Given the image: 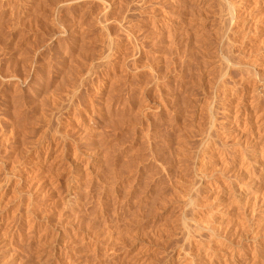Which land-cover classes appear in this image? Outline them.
Instances as JSON below:
<instances>
[{
  "label": "rangeland",
  "instance_id": "obj_1",
  "mask_svg": "<svg viewBox=\"0 0 264 264\" xmlns=\"http://www.w3.org/2000/svg\"><path fill=\"white\" fill-rule=\"evenodd\" d=\"M0 84L26 264H264V0H0Z\"/></svg>",
  "mask_w": 264,
  "mask_h": 264
},
{
  "label": "bare ground",
  "instance_id": "obj_2",
  "mask_svg": "<svg viewBox=\"0 0 264 264\" xmlns=\"http://www.w3.org/2000/svg\"><path fill=\"white\" fill-rule=\"evenodd\" d=\"M224 1V0H223ZM81 2V1H80ZM223 3V2H222ZM229 3V2H228ZM222 5V4H221ZM224 8V7H223ZM232 8V7H231ZM236 9V8H235ZM233 10H234V8H233ZM182 11V10H181ZM184 11V10H183ZM231 11V10H230ZM232 13H233V11H231L230 13H229V19L231 20V15H232ZM181 14V13H180ZM223 14V13H222ZM228 14V13H227ZM193 15V14H192ZM234 15V14H233ZM222 16V15H221ZM235 17V16H234ZM223 18V17H222ZM240 18V17H239ZM239 18H237V19H239ZM225 19H227L226 17H225ZM228 20V19H227ZM223 21V20H222ZM234 21V20H233ZM103 22V21H102ZM175 22V21H174ZM244 22V26L245 27H247V30H248V28L250 27L249 25H250V22L249 21H246L245 22V20L243 21ZM256 22V21H255ZM228 23H230V21L228 20ZM242 25V26H243ZM225 26V25H224ZM257 26V25H256ZM69 30V29H68ZM224 30V29H223ZM242 30V29H241ZM253 30V29H252ZM243 31V30H242ZM255 31V30H254ZM68 32V31H67ZM76 32V31H75ZM234 32V31H233ZM241 32V31H240ZM257 32V31H256ZM221 33V32H220ZM261 33V32H260ZM33 34V33H32ZM222 34V33H221ZM245 34V33H244ZM71 37V36H70ZM224 37V36H223ZM157 38V37H156ZM220 38H221V36H220ZM138 39V38H137ZM227 40V39H226ZM157 41V40H156ZM242 41V40H241ZM154 43H155V41H153ZM262 42V41H261ZM82 43V42H81ZM157 44V43H156ZM225 44V43H224ZM237 44H238V42H237ZM35 45V44H34ZM109 45V44H108ZM225 46V45H224ZM232 46V45H231ZM231 46H229V47H231ZM160 48V47H159ZM37 49V48H36ZM102 50V49H101ZM109 50V49H108ZM138 51V50H137ZM98 52V51H97ZM112 53V52H111ZM63 54V53H62ZM104 54V53H103ZM107 55V54H106ZM110 55V54H109ZM138 55V54H137ZM166 55V54H165ZM125 58V57H124ZM134 60V59H133ZM235 60H237V59H235ZM39 61V60H38ZM71 61V60H70ZM69 61V62H70ZM109 61V60H108ZM66 62V61H65ZM123 63V62H122ZM234 63H236V62H234ZM44 64V63H43ZM108 64V63H107ZM133 65V64H132ZM151 65V64H150ZM62 66V65H61ZM125 67V66H124ZM152 67V66H151ZM138 69V68H137ZM159 69V68H158ZM160 70V69H159ZM165 70V69H164ZM251 72V71H250ZM166 73V72H165ZM248 73V72H247ZM149 75V74H148ZM153 75V74H152ZM251 75V74H250ZM259 75V74H258ZM257 75V76H258ZM9 76V75H8ZM15 76V75H14ZM122 76V75H121ZM147 76V75H146ZM152 77V76H151ZM255 78H256V76H255ZM263 78V77H262ZM156 79V78H155ZM162 79V78H161ZM62 80V79H61ZM118 80V79H117ZM163 80V79H162ZM92 81V80H91ZM123 82V81H122ZM156 82V81H155ZM263 82V81H262ZM36 83V82H35ZM67 83V82H66ZM73 83V82H72ZM108 83V82H107ZM39 84V83H38ZM1 85V84H0ZM85 85V84H84ZM242 85V84H241ZM264 85V84H263ZM50 86V85H49ZM60 86H61V84H60ZM67 86V85H66ZM71 87V86H70ZM148 87V86H147ZM260 87V86H259ZM38 89V88H37ZM140 91V90H139ZM73 92V91H72ZM70 93H71V90H70ZM112 93V92H111ZM171 93V92H170ZM55 94V93H54ZM90 94V93H89ZM96 94V93H95ZM98 94V93H97ZM113 94V93H112ZM68 95V94H67ZM99 95V94H98ZM264 95V94H263ZM74 96H75V94H74ZM74 96H72V97H74ZM145 97V96H144ZM19 98V97H18ZM155 100V99H154ZM90 103V102H89ZM166 103V102H165ZM67 105V104H66ZM96 105V104H95ZM161 105V104H160ZM163 105V104H162ZM52 107V106H51ZM102 107V106H101ZM122 107V106H121ZM140 107V106H139ZM166 107V106H165ZM133 108V107H132ZM142 108H144L143 106H142ZM40 109V108H39ZM55 109V108H54ZM158 109V108H157ZM21 110H23V109H21ZM138 111V110H137ZM162 112V111H161ZM179 112V111H178ZM255 112V111H254ZM101 113H97V112H94L93 114H92V116H91V125H93V126H95V128L97 127H104V125H105V121L106 120H104V116H102V114L100 115ZM138 114V113H137ZM9 118V117H8ZM14 118V117H13ZM19 119V118H18ZM48 122V121H47ZM46 122V123H47ZM263 122V121H262ZM135 123V122H134ZM130 124V123H129ZM35 125V124H34ZM84 125V124H83ZM168 125V124H167ZM92 126V127H93ZM6 127V126H5ZM4 127V128H5ZM107 127V126H106ZM108 128V127H107ZM118 129V128H117ZM2 130V129H1ZM114 130V129H113ZM227 130V129H226ZM17 131V130H16ZM74 131H76V130H74ZM79 131V130H78ZM2 133V132H1ZM3 134H4V132H3ZM50 134V133H49ZM242 134V133H241ZM40 135V134H39ZM57 136V135H56ZM93 136V135H92ZM38 138V137H37ZM180 139V138H179ZM76 141V140H75ZM91 141V140H90ZM243 141V140H242ZM3 142V141H2ZM91 143V142H90ZM212 143V142H211ZM1 144V143H0ZM114 146V145H113ZM21 147V146H20ZM250 147V146H249ZM6 148L7 147H5V146H0V184H1V182L3 183L2 185L4 186L3 187V190H5L4 188H6V191H2V186L0 185V217H2V216H4V214L2 215V213H3V209L4 208H6V207H2V206H4V205H6L7 207H8V202H6L5 203V201L7 200H9V201H14L15 203H16V206L15 207H17L16 209H14V210H16L17 212H19V214H18V216L20 217V219H19V221H18V226H14V227H16L15 229L12 227V225H9L8 223V221H7V219H6V221H7V223H5L4 222V220L5 219H3L4 217H2L1 219H3V221H2V224L0 225V264H26L25 262V260L26 259H24V251L25 250H28V248L27 249H25V247H24V239H25V232H26V230L24 229L25 227H24V220H23V208L26 206L25 204H24V195H23V190L24 189H22L23 188V182H24V180H25V178L26 179H28L29 177L31 178V181H30V188L31 187H38L39 189H42V191L45 189V191H47L46 189L49 187V185H50V183H53V182H50V180H52V179H49L51 176L49 175L48 176V174L51 172H49V170H48V174L46 173L47 171L45 170V172L43 171V169H37V170H35V169H33V170H35L30 176L28 175H26V173H25V175L23 174L24 173V169H25V167H26V165H28V163L26 164V165H24V163H22L23 165L21 166V165H19L20 167H18L17 166V170H15L14 171V169H16V168H14V166H13V159L12 158H10V157H6L7 155H6ZM14 148V147H13ZM19 148V147H18ZM57 148V147H56ZM109 148V147H108ZM21 149L23 150V152H24V148L22 147V148H19V151H21ZM15 150V149H14ZM29 150V149H28ZM95 150V149H94ZM161 150V149H160ZM174 150V149H173ZM204 150H206V149H204ZM9 151V150H8ZM18 151V158H19V155L21 156V153L22 152H19ZM26 151V150H25ZM50 151V150H49ZM71 151V150H70ZM133 151V150H132ZM15 152H16V150H15ZM63 151H61L60 153H56L55 154V156H54V160H53V162L51 161V163H52V165L56 168V169H58L59 171L60 170H62V171H60V175H63V172H68V170H66L67 169V167L65 168V166H66V162H67V158H66V156H65V154L64 153H62ZM108 152V151H107ZM238 152V151H237ZM247 152V151H246ZM20 153V154H19ZM26 153V152H25ZM39 153V152H38ZM182 153V152H181ZM208 153V152H207ZM6 155L5 157L4 156H2V155ZM8 154V153H7ZM15 154H17V152L15 153ZM37 154V153H36ZM128 154V153H127ZM262 154V153H261ZM23 155V154H22ZM53 155V154H52ZM153 155V154H152ZM183 155V154H182ZM185 155V154H184ZM250 155V154H249ZM48 156H50V155H48ZM13 157V156H12ZM16 157V156H15ZM23 157V156H22ZM25 157V156H24ZM75 157V156H74ZM79 157V156H78ZM160 157V156H159ZM21 158V157H20ZM51 158V157H50ZM10 159H12V160H10ZM15 159V158H14ZM17 159V158H16ZM74 159V158H73ZM90 160V159H89ZM16 161H19L18 159L16 160ZM15 160H14V165H15V163H16V165H17V162H16ZM20 161H21V159H20ZM19 161V162H20ZM29 161V160H28ZM35 161L37 162V160H36V158H35ZM35 161L33 160V164H31V162H29L30 163V165L31 166H36V164H35ZM233 161V160H232ZM18 162V163H19ZM22 162H23V159H22ZM27 162V161H26ZM38 162H40V161H38ZM37 162V163H38ZM146 162V161H145ZM175 162V161H174ZM40 164V163H39ZM39 164H38V166H39ZM79 164V163H78ZM263 164V163H262ZM75 165V164H74ZM80 165V164H79ZM29 166V165H28ZM27 166V167H28ZM47 166V165H46ZM50 166H51V164H50ZM82 166H84V165H81L80 167H82ZM89 166V165H88ZM87 166V167H88ZM172 166V165H171ZM177 166V165H176ZM224 166V165H223ZM24 167V168H23ZM146 167V166H145ZM22 168H23V170H22ZM31 168V167H30ZM30 168H27V170L29 171V169ZM33 168V167H32ZM41 168H43V167H41ZM84 168V167H83ZM129 168V167H128ZM51 169H52V166H51ZM80 169H82V168H80ZM85 169V168H84ZM70 170H71V168H70ZM135 170V169H134ZM88 171V170H87ZM245 171V170H244ZM243 171V172H244ZM57 172V171H56ZM55 172V170H54V174L56 175L57 173ZM73 172V171H72ZM82 172V171H81ZM86 172V171H85ZM208 172V171H207ZM241 172V171H240ZM242 172V174L244 175V173ZM52 173V172H51ZM178 173V172H177ZM2 174V175H1ZM28 174H30V172L28 173ZM54 174H51V175H54ZM59 174H57V175H59ZM56 175V176H57ZM71 175V174H70ZM79 175V174H78ZM86 175V174H85ZM213 175V174H212ZM3 176V177H2ZM55 176V177H56ZM81 176V175H80ZM87 176V175H86ZM53 177V176H52ZM59 177V176H58ZM30 178H29V180H30ZM56 179V178H55ZM70 179V178H69ZM231 180V179H230ZM242 180H243V178H242ZM247 180L248 179H246V182H247ZM53 181V180H52ZM244 181V180H243ZM78 182V181H77ZM245 182V181H244ZM255 183V182H254ZM254 183H252V184H254ZM29 184V183H28ZM244 184V183H243ZM246 184V183H245ZM18 185H20V187H18L19 189L18 190H16V187H14V186H18ZM23 185V186H22ZM248 185V184H247ZM51 186L53 187V185L51 184ZM50 186V187H51ZM251 186H254V185H251ZM257 186V185H256ZM15 189H14V188ZM50 187L48 188L49 190H53V189H50ZM51 187V188H52ZM185 187V186H184ZM12 188H13V190H15V193H13V194H11L12 192H11V190H12ZM27 188V187H26ZM260 188V187H259ZM28 189V188H27ZM27 189H25V190H27ZM12 190V191H13ZM55 190H56V188H55ZM32 191V190H31ZM34 191H35V189H34ZM62 191V190H61ZM264 191V190H263ZM41 192V191H40ZM54 192V191H53ZM56 192V191H55ZM261 192V191H260ZM259 192V193H260ZM180 193V192H179ZM44 194V193H43ZM58 194V193H57ZM68 195H67V197H65L66 198V203H68V204H71V202H72V200L75 198V194L73 193V192H71V193H67ZM46 195V194H45ZM9 196H12V197H9ZM64 196H66V195H64ZM63 196V197H64ZM10 198H14V200H11ZM64 198V199H65ZM56 199V198H55ZM26 200V199H25ZM38 200V199H37ZM60 201V200H59ZM62 201H64L63 199H62ZM217 201V200H216ZM246 201V200H245ZM54 202H55V200H54ZM61 202V201H60ZM229 202V201H228ZM5 203V204H4ZM13 203V202H12ZM11 203V204H12ZM28 203V202H27ZM207 203V202H206ZM4 204V205H3ZM9 204H10V202H9ZM30 204V203H29ZM33 204V203H32ZM51 204V203H50ZM53 204V203H52ZM68 204H66V205H68ZM72 204H73V202H72ZM25 205V206H24ZM40 205V204H39ZM45 205V204H44ZM70 206V205H69ZM234 206V205H233ZM242 206V205H241ZM42 207V206H41ZM65 207V206H64ZM25 209V208H24ZM27 209V208H26ZM69 209V208H68ZM28 210V209H27ZM240 210V209H239ZM243 210V209H242ZM11 211V210H10ZM13 211V210H12ZM15 211V212H16ZM64 211V210H63ZM6 212H7V210H6ZM14 212V213H15ZM56 212V211H55ZM26 213H27V211H26ZM48 213V212H47ZM5 214H7V213H5ZM33 214V213H32ZM12 215V214H11ZM16 215V214H15ZM30 215V214H29ZM77 215V214H76ZM41 216V215H40ZM48 216V215H47ZM67 216V215H66ZM234 216V215H233ZM239 216V215H238ZM254 216V215H253ZM5 217H6V215H5ZM18 217V218H19ZM216 218V217H215ZM256 218V217H255ZM11 219V218H10ZM13 219H14V217H13ZM40 219V218H39ZM38 219V220H39ZM71 219V218H70ZM32 220V219H31ZM201 220V219H200ZM264 220V219H263ZM1 221V220H0ZM33 221V220H32ZM58 221V220H57ZM63 221V220H62ZM74 221V220H73ZM11 222V221H10ZM28 222V221H27ZM13 223H15V222H13ZM57 223V222H56ZM205 224H206V222H204ZM11 224V223H10ZM59 224V223H58ZM16 225H17V223H16ZM73 225V224H72ZM229 225V224H228ZM33 226V225H32ZM80 226V225H79ZM203 227V226H202ZM213 227V226H212ZM38 228V227H37ZM69 228V227H68ZM105 228V227H104ZM214 228H215V226H214ZM28 229V228H27ZM32 229V228H31ZM45 229V228H44ZM88 230V229H87ZM103 230V229H102ZM219 230V229H218ZM69 231V230H68ZM70 232V231H69ZM34 235V234H33ZM93 235V234H92ZM116 235V234H115ZM212 235V234H211ZM28 236V235H27ZM30 236V235H29ZM28 236V237H29ZM32 236V235H31ZM117 236V235H116ZM56 237V236H55ZM112 237V236H111ZM111 237H108V238H111ZM114 237V236H113ZM32 238V237H31ZM80 238V237H79ZM98 238V237H97ZM136 238V237H135ZM94 239V238H93ZM132 239V238H131ZM96 240V239H95ZM98 240V239H97ZM100 240V239H99ZM102 240V239H101ZM26 241H27V239H26ZM35 241V240H34ZM46 241V240H45ZM51 241V240H50ZM65 241V240H64ZM70 241V240H69ZM68 241V242H69ZM72 241V240H71ZM37 242V241H36ZM52 242V241H51ZM50 242V243H51ZM60 242V241H59ZM90 242V241H89ZM64 243V242H63ZM41 244H42V241H41ZM44 244H47V243H44ZM68 244V243H67ZM32 245V244H31ZM37 245V244H36ZM39 245V244H38ZM47 245H49V244H47ZM64 245V244H63ZM77 245V244H76ZM79 245H81V244H79ZM106 246V245H105ZM24 247V248H23ZM33 247V246H32ZM36 247V246H35ZM46 247V246H45ZM54 247V246H53ZM73 247V246H72ZM72 247H70V249L72 248ZM52 248V247H51ZM25 249V250H24ZM36 249V248H35ZM39 249V248H38ZM66 249V248H65ZM73 249V248H72ZM37 250V249H36ZM35 250V251H36ZM50 249H48V251H49ZM67 250L68 251H70L69 250V248H67ZM79 250V249H78ZM29 251V250H28ZM28 251H26V252H28ZM264 251V250H263ZM61 252V251H60ZM64 252V251H63ZM62 252V253H63ZM73 252H74V250H73ZM87 252V251H86ZM45 254V253H44ZM50 254H52L51 252H50ZM67 254V253H66ZM73 254V253H72ZM27 255V254H26ZM43 255V254H42ZM42 255H40V256H42ZM51 256H54V255H51ZM77 256V255H76ZM27 257H29V256H27ZM45 258H46V260H47V263L49 264L50 262H48V259H47V257L45 256ZM63 258V257H62ZM74 258H75V256H74ZM101 258V257H100ZM28 259V258H27ZM38 259H39V257H38ZM51 259V258H50ZM37 260V259H36ZM46 260H45V262L43 263L42 261H39V262H42L41 264H47L46 263ZM53 260V259H52ZM64 260V259H63ZM73 260H75V259H73ZM72 260V261H73ZM77 260V259H76ZM192 260V259H191ZM49 261H51V260H49ZM57 261V260H56ZM65 261V260H64ZM64 261H63V263H64ZM32 262V261H31ZM232 262V261H231ZM28 263V262H27ZM59 263V262H58ZM75 263H76V261H75ZM242 263V262H241ZM247 263V262H246ZM72 264V263H71ZM84 264V263H83ZM254 264V263H253Z\"/></svg>",
  "mask_w": 264,
  "mask_h": 264
}]
</instances>
